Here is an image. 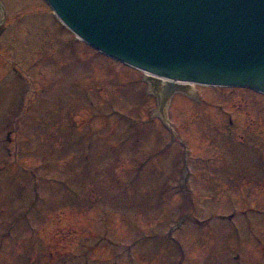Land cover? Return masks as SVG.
Returning <instances> with one entry per match:
<instances>
[{
  "label": "rangeland",
  "instance_id": "rangeland-1",
  "mask_svg": "<svg viewBox=\"0 0 264 264\" xmlns=\"http://www.w3.org/2000/svg\"><path fill=\"white\" fill-rule=\"evenodd\" d=\"M149 77L0 0V264H264V94Z\"/></svg>",
  "mask_w": 264,
  "mask_h": 264
},
{
  "label": "water",
  "instance_id": "water-1",
  "mask_svg": "<svg viewBox=\"0 0 264 264\" xmlns=\"http://www.w3.org/2000/svg\"><path fill=\"white\" fill-rule=\"evenodd\" d=\"M96 49L167 82L264 93V0H46ZM159 83V82H158Z\"/></svg>",
  "mask_w": 264,
  "mask_h": 264
},
{
  "label": "bare ground",
  "instance_id": "bare-ground-1",
  "mask_svg": "<svg viewBox=\"0 0 264 264\" xmlns=\"http://www.w3.org/2000/svg\"><path fill=\"white\" fill-rule=\"evenodd\" d=\"M155 79V81H158V82H161V83H167V82H172L171 80H167V79H165V78H157V77H154ZM153 80V79H152ZM174 83H177L178 85H184V86H189V85H191V84H189V83H185V82H174Z\"/></svg>",
  "mask_w": 264,
  "mask_h": 264
}]
</instances>
